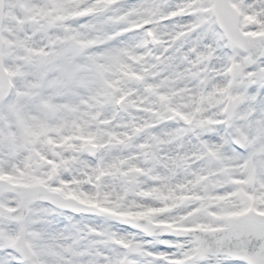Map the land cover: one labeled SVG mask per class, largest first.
I'll use <instances>...</instances> for the list:
<instances>
[{"label": "snow or ice", "instance_id": "6c2138e0", "mask_svg": "<svg viewBox=\"0 0 264 264\" xmlns=\"http://www.w3.org/2000/svg\"><path fill=\"white\" fill-rule=\"evenodd\" d=\"M0 264H264V0H0Z\"/></svg>", "mask_w": 264, "mask_h": 264}]
</instances>
